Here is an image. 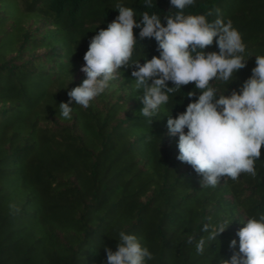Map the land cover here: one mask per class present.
<instances>
[{
  "label": "trees",
  "instance_id": "trees-1",
  "mask_svg": "<svg viewBox=\"0 0 264 264\" xmlns=\"http://www.w3.org/2000/svg\"><path fill=\"white\" fill-rule=\"evenodd\" d=\"M120 2L136 20L143 11L171 10L169 0L150 7ZM116 4L0 0V264H104V247L115 250L120 230L153 253L147 264H217L237 250L228 245L238 240L239 221L264 212V146L254 176L242 172L215 187L200 184L202 177L176 158L167 115L196 99L186 96L198 91L194 82L169 93L154 116L139 114L143 92L134 90L130 67L158 51L135 27L137 43L117 79L87 108L73 102L71 119L60 115L58 105L85 78L80 68L89 39L118 15ZM184 12L220 15L241 33L245 66L231 82L213 84L225 95L238 90L255 55H264V0H194ZM204 50L218 51L215 43ZM10 203L19 211L10 212ZM208 217L230 222L215 240L202 231ZM203 235L197 253L195 239Z\"/></svg>",
  "mask_w": 264,
  "mask_h": 264
},
{
  "label": "clouds",
  "instance_id": "clouds-1",
  "mask_svg": "<svg viewBox=\"0 0 264 264\" xmlns=\"http://www.w3.org/2000/svg\"><path fill=\"white\" fill-rule=\"evenodd\" d=\"M143 2L149 7L152 4V0ZM193 3L194 0H169V14L143 11L136 20L134 9L117 0L118 15L89 39L80 68L85 78L67 92L68 101L61 102L58 108L63 118L71 119L73 102L87 108L109 88L118 70L129 64L137 43L135 27L139 38L154 39L158 51V55L143 59L142 64L140 60L132 61L130 67L134 90L143 92L139 114L154 116L169 101V93L194 82L198 91H188L186 96L195 95L196 99L175 117L167 115V135L177 137L176 158L202 177L200 184L215 187L222 178L235 180L242 172L256 174L254 163L264 146V55H255L251 74L238 90L228 95L224 94L226 88L219 92L213 84L231 82L245 66L246 45L230 19L217 15L208 20L204 14L185 13L184 9ZM213 43L218 51L204 50ZM9 209L19 211L14 203L9 204ZM210 220L208 217L201 224L202 231L209 240H215L230 222ZM239 223L242 227L235 233L238 240L234 238L228 245L237 250L226 259L219 258L217 264H264V212ZM117 236L114 251L104 247V264H147L152 259L153 253L136 234L120 230ZM193 239L191 235L187 237L188 242ZM204 246V235L195 239L197 253Z\"/></svg>",
  "mask_w": 264,
  "mask_h": 264
}]
</instances>
